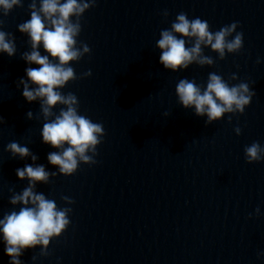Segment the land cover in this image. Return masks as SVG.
<instances>
[{
  "label": "clouds",
  "instance_id": "clouds-1",
  "mask_svg": "<svg viewBox=\"0 0 264 264\" xmlns=\"http://www.w3.org/2000/svg\"><path fill=\"white\" fill-rule=\"evenodd\" d=\"M96 2L97 0H39L38 7L37 0H31L30 19L17 26L21 34L28 36L31 48V51L22 53L21 58L28 65H38L25 69L27 79L21 78L17 87L22 85V95L26 101L39 102V115L34 117V113L29 111L27 117L43 118V143L59 150L48 153L47 160L51 165L57 166L59 174L64 176L76 173L81 163L96 164L97 147L105 135L102 123L93 122L79 113V101L74 93L64 94L60 91L69 82L92 75L89 69L81 77H77L75 69L70 65L91 52L86 43L80 42L78 47L77 38L82 31V16ZM15 7H23V0H0L3 16L9 15ZM168 14L164 10L163 15L167 17ZM3 25L4 20L0 19V52L13 57L17 52L15 36L3 31ZM237 26L238 22H233L213 32L206 20L199 17L190 20L186 13L181 12L169 29L160 32V38L156 42V48L161 51L159 62L165 69L173 72L185 70L192 64L212 66L215 61L204 54V48L217 53L220 60L225 59L226 54L238 53L243 48L244 36L242 32H236ZM188 42L192 43L191 47L186 46ZM41 46L47 55L41 54ZM257 63H260L259 59ZM230 79L236 80L238 77L234 73ZM175 92L179 104L185 109L194 108L196 116L207 117L205 125L222 119L225 114H243L255 95L247 83L230 86L215 72L208 74L206 87L203 89L195 80L182 78L176 84ZM58 105L63 107L57 114L54 109ZM163 115L168 117L170 113L165 112ZM228 122L231 123V116ZM3 123L5 121L0 116V124ZM234 131L237 135L241 134L239 127ZM5 150L13 158L30 157L33 162L38 159L29 147L15 141L8 143ZM244 153L249 164L264 159V147L259 142L246 146ZM16 175L21 181H28L27 187L19 193L9 189L12 193L9 203L13 206L20 205L19 211L13 210L0 218V234L5 244V254L10 257V264H21L19 257L24 250L37 246L41 249L39 255L47 256L50 241L60 237L69 227V213L72 211L70 207L58 208L55 200L36 191L38 183L48 184L50 176H56L57 172H49L44 165L33 163L18 168ZM61 199L67 204L74 203L67 196H62ZM255 212L259 215L260 209L257 208ZM36 259L37 256L34 255L32 260Z\"/></svg>",
  "mask_w": 264,
  "mask_h": 264
}]
</instances>
